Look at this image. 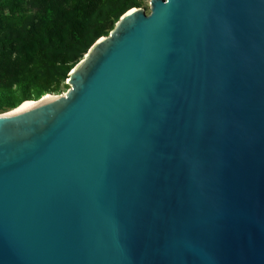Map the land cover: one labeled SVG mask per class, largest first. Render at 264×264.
Masks as SVG:
<instances>
[{"label": "water", "instance_id": "95a60500", "mask_svg": "<svg viewBox=\"0 0 264 264\" xmlns=\"http://www.w3.org/2000/svg\"><path fill=\"white\" fill-rule=\"evenodd\" d=\"M149 6L0 112V264H264V0Z\"/></svg>", "mask_w": 264, "mask_h": 264}, {"label": "trees", "instance_id": "16d2710c", "mask_svg": "<svg viewBox=\"0 0 264 264\" xmlns=\"http://www.w3.org/2000/svg\"><path fill=\"white\" fill-rule=\"evenodd\" d=\"M144 0H0V112L58 93L69 71Z\"/></svg>", "mask_w": 264, "mask_h": 264}, {"label": "rangeland", "instance_id": "374dc122", "mask_svg": "<svg viewBox=\"0 0 264 264\" xmlns=\"http://www.w3.org/2000/svg\"><path fill=\"white\" fill-rule=\"evenodd\" d=\"M137 7H142V8H144V10H145V12L146 13H149V11H150V6H149V0H144V1H142L141 2V4L139 5V6H137ZM116 24V23H115ZM114 24V25H115ZM84 56V55H83ZM82 56V57H83ZM81 57V58H82ZM80 58V59H81ZM80 61V60H79ZM68 88H69V84L67 83V78L62 82V84H61V86H60V90L58 91V93H65L67 90H68ZM58 93H54V94H58Z\"/></svg>", "mask_w": 264, "mask_h": 264}, {"label": "bare ground", "instance_id": "6f19581e", "mask_svg": "<svg viewBox=\"0 0 264 264\" xmlns=\"http://www.w3.org/2000/svg\"><path fill=\"white\" fill-rule=\"evenodd\" d=\"M26 103H29V102H28V101H27V102H24V104H26ZM24 104H23V105H24Z\"/></svg>", "mask_w": 264, "mask_h": 264}]
</instances>
